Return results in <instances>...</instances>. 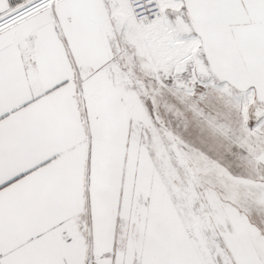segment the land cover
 <instances>
[{"label": "snow or ice", "instance_id": "obj_1", "mask_svg": "<svg viewBox=\"0 0 264 264\" xmlns=\"http://www.w3.org/2000/svg\"><path fill=\"white\" fill-rule=\"evenodd\" d=\"M0 264H264V0H0Z\"/></svg>", "mask_w": 264, "mask_h": 264}]
</instances>
